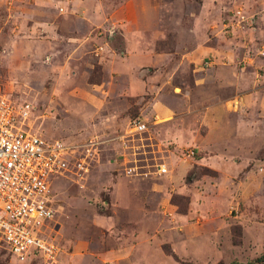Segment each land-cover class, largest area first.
I'll return each instance as SVG.
<instances>
[{
    "label": "rangeland",
    "instance_id": "1",
    "mask_svg": "<svg viewBox=\"0 0 264 264\" xmlns=\"http://www.w3.org/2000/svg\"><path fill=\"white\" fill-rule=\"evenodd\" d=\"M195 47L238 86H189ZM260 58L264 0H0V95L45 138L99 140L51 184L56 264H264Z\"/></svg>",
    "mask_w": 264,
    "mask_h": 264
},
{
    "label": "built area",
    "instance_id": "2",
    "mask_svg": "<svg viewBox=\"0 0 264 264\" xmlns=\"http://www.w3.org/2000/svg\"><path fill=\"white\" fill-rule=\"evenodd\" d=\"M30 113L29 103L15 105L0 95V249L17 261L56 264L57 247L50 237L56 213L51 184L55 176L66 173L81 176L87 170L89 149H95L99 140L69 143L45 138L27 126ZM145 130V122L134 119L125 134ZM126 142H121L124 148ZM135 168L128 167V172ZM154 168L156 175L168 171L164 163H155Z\"/></svg>",
    "mask_w": 264,
    "mask_h": 264
},
{
    "label": "crops",
    "instance_id": "3",
    "mask_svg": "<svg viewBox=\"0 0 264 264\" xmlns=\"http://www.w3.org/2000/svg\"><path fill=\"white\" fill-rule=\"evenodd\" d=\"M202 56H197L196 53ZM208 50L195 47L192 51L181 53L177 59L178 63H186L192 75V85L189 86H238L236 78L228 80L224 73L225 65L216 63L215 54H211L212 61H206ZM216 59V60H215ZM257 69L254 72H260V79L253 82L254 86L264 89V58H260L256 63ZM187 91V90H186ZM190 91V88L188 89Z\"/></svg>",
    "mask_w": 264,
    "mask_h": 264
},
{
    "label": "trees",
    "instance_id": "4",
    "mask_svg": "<svg viewBox=\"0 0 264 264\" xmlns=\"http://www.w3.org/2000/svg\"><path fill=\"white\" fill-rule=\"evenodd\" d=\"M261 258H264V254L262 255V257Z\"/></svg>",
    "mask_w": 264,
    "mask_h": 264
}]
</instances>
